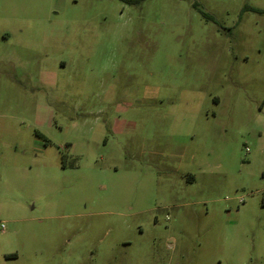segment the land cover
Listing matches in <instances>:
<instances>
[{
  "label": "rangeland",
  "instance_id": "1",
  "mask_svg": "<svg viewBox=\"0 0 264 264\" xmlns=\"http://www.w3.org/2000/svg\"><path fill=\"white\" fill-rule=\"evenodd\" d=\"M0 264H264V0H0Z\"/></svg>",
  "mask_w": 264,
  "mask_h": 264
},
{
  "label": "trees",
  "instance_id": "2",
  "mask_svg": "<svg viewBox=\"0 0 264 264\" xmlns=\"http://www.w3.org/2000/svg\"><path fill=\"white\" fill-rule=\"evenodd\" d=\"M125 2L129 3V4H138L141 3L143 0H124ZM197 4V3H195Z\"/></svg>",
  "mask_w": 264,
  "mask_h": 264
},
{
  "label": "crops",
  "instance_id": "3",
  "mask_svg": "<svg viewBox=\"0 0 264 264\" xmlns=\"http://www.w3.org/2000/svg\"><path fill=\"white\" fill-rule=\"evenodd\" d=\"M25 45H26V43H25ZM34 45H35V46H32V45L30 46V45H29V47H33V48L35 49V51H37V48H38V47H37V42H36V41H35V44H34ZM26 46H27V45H26Z\"/></svg>",
  "mask_w": 264,
  "mask_h": 264
}]
</instances>
